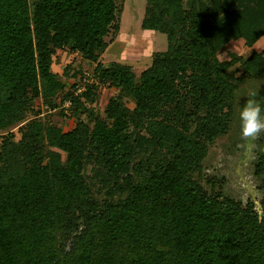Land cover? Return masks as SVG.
<instances>
[{"label": "trees", "instance_id": "obj_1", "mask_svg": "<svg viewBox=\"0 0 264 264\" xmlns=\"http://www.w3.org/2000/svg\"><path fill=\"white\" fill-rule=\"evenodd\" d=\"M121 8L0 0V264H264V131L257 207L205 163L253 91L264 118V0H145L166 47L139 72L100 61Z\"/></svg>", "mask_w": 264, "mask_h": 264}, {"label": "rangeland", "instance_id": "obj_2", "mask_svg": "<svg viewBox=\"0 0 264 264\" xmlns=\"http://www.w3.org/2000/svg\"><path fill=\"white\" fill-rule=\"evenodd\" d=\"M121 1L122 8L119 15L118 31L101 54L100 61L103 65L113 61L125 63L130 65L135 72H139L149 64L152 51L165 49L166 36L156 31L141 29L140 20L145 0ZM263 46L264 34L253 44L252 49L259 50ZM227 47L237 54L246 52V47L242 45L240 40L228 42ZM221 57L225 56L222 55ZM65 64H69L70 72L80 65L89 71L93 65L79 59L78 54L63 51L56 56L52 64V71L60 75ZM251 90L249 85H244L238 93L244 97ZM110 93L111 90L106 86L99 88L98 111L102 109ZM35 104H38V100H35ZM50 118L59 121L57 115L53 114ZM72 123V118L62 121V129H67ZM256 149L258 147L255 140L244 141L241 139V120L237 117L231 132L218 138L210 147L205 163L206 172L223 177L226 193L242 202L250 200L257 207V200L261 191L258 188L259 181L252 173V161L255 158L254 150Z\"/></svg>", "mask_w": 264, "mask_h": 264}, {"label": "clouds", "instance_id": "obj_3", "mask_svg": "<svg viewBox=\"0 0 264 264\" xmlns=\"http://www.w3.org/2000/svg\"><path fill=\"white\" fill-rule=\"evenodd\" d=\"M257 93H250L252 98L247 99L240 111L241 139L254 141L264 131V118L261 116V104L255 99Z\"/></svg>", "mask_w": 264, "mask_h": 264}]
</instances>
